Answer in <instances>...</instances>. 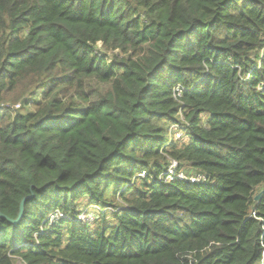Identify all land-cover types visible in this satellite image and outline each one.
<instances>
[{
    "label": "trees",
    "instance_id": "16d2710c",
    "mask_svg": "<svg viewBox=\"0 0 264 264\" xmlns=\"http://www.w3.org/2000/svg\"><path fill=\"white\" fill-rule=\"evenodd\" d=\"M261 188L264 0H0V264H260Z\"/></svg>",
    "mask_w": 264,
    "mask_h": 264
},
{
    "label": "built area",
    "instance_id": "2783aa9c",
    "mask_svg": "<svg viewBox=\"0 0 264 264\" xmlns=\"http://www.w3.org/2000/svg\"><path fill=\"white\" fill-rule=\"evenodd\" d=\"M177 92H178V96H180V93H179L180 88L177 90ZM175 166H176V163H174L172 165V169H174V170H172L171 173H175V169H176ZM173 178H174V176L171 177L170 180H172ZM204 180H206V179H204L203 177H200V176H196L195 179L190 180V182L195 183V182L204 181ZM64 218H65V216L62 212L56 211L50 216V219H49L50 225L56 224L57 222H59L60 220H62ZM93 220H94L93 214L82 213L79 216V221L84 223V224H90ZM260 264H264V253L262 254V259H261Z\"/></svg>",
    "mask_w": 264,
    "mask_h": 264
},
{
    "label": "rangeland",
    "instance_id": "374dc122",
    "mask_svg": "<svg viewBox=\"0 0 264 264\" xmlns=\"http://www.w3.org/2000/svg\"><path fill=\"white\" fill-rule=\"evenodd\" d=\"M116 54H118V53H116ZM11 106H13L15 110H20V109H21V108H20V106H21L20 103L11 104ZM175 139H176V140H179L180 137H179L178 135H176V136H175ZM169 168H170V169L167 170V174L165 175L166 179H170L171 177L175 176V173H171L172 170H174V169H172V163H171V165H170ZM194 173H195V172L192 171V170H188V171H186V174H188V175H193ZM141 176H144V173H143ZM176 177H179V178H181V179H183V180H185V181H189V180L195 179L196 176H191V177H189V176H187V175H185V176H182V175H176ZM85 202H86V201H85ZM82 207H83V206H82ZM82 207L80 208L81 211L83 210ZM90 214H93V212H91Z\"/></svg>",
    "mask_w": 264,
    "mask_h": 264
},
{
    "label": "water",
    "instance_id": "95a60500",
    "mask_svg": "<svg viewBox=\"0 0 264 264\" xmlns=\"http://www.w3.org/2000/svg\"><path fill=\"white\" fill-rule=\"evenodd\" d=\"M263 196H264V189L262 190V192H260L255 197L254 201H255V204L256 205L260 202V200L262 199ZM26 202H27V199H25V200L22 201L21 207H20V213H19V216H18V218L16 220L8 219L2 213H0V224H1V220L2 219H7L10 223L17 224L22 219L23 212H24V207H25ZM256 205L254 206V209H255Z\"/></svg>",
    "mask_w": 264,
    "mask_h": 264
},
{
    "label": "crops",
    "instance_id": "0c3cea01",
    "mask_svg": "<svg viewBox=\"0 0 264 264\" xmlns=\"http://www.w3.org/2000/svg\"><path fill=\"white\" fill-rule=\"evenodd\" d=\"M264 188H261L260 190H263Z\"/></svg>",
    "mask_w": 264,
    "mask_h": 264
}]
</instances>
